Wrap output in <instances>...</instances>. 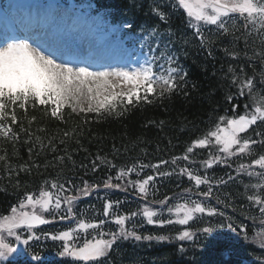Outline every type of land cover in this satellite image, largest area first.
I'll return each mask as SVG.
<instances>
[{"label": "snow or ice", "instance_id": "1", "mask_svg": "<svg viewBox=\"0 0 264 264\" xmlns=\"http://www.w3.org/2000/svg\"><path fill=\"white\" fill-rule=\"evenodd\" d=\"M166 7L169 10L166 11ZM180 10L185 16L183 22L185 28L191 31L190 37L184 32L177 35L179 30L173 31L170 26L171 15ZM150 11L161 24L169 26L161 30L160 25H156L145 30L147 34L143 37V41L148 42L151 39L152 42L148 43V50L143 53L144 59L134 61L136 66L131 64L122 67L96 65L91 57L68 54L55 37L47 39L40 35L39 27L34 30L36 33L34 35L22 33L5 36L0 41V136L7 139L18 138L12 125L3 123L9 116L12 124L17 122L14 112L10 114L6 111L9 102L12 105L19 104L21 109H25L29 102L33 106L36 104L46 106L52 117H59L66 107L73 113L102 114L107 112L111 114L116 110L115 101L117 100L121 103L126 102L127 105L139 102L151 103L153 98L162 99L177 89L182 90L187 80V72L173 53V46L178 41L187 45L190 40H195L198 42L199 49L206 50L208 56L211 57L214 42L205 34V30L211 32V26H214L216 33L226 35L229 31L226 22L233 16L243 18L245 29L251 28V32L260 36L261 43L264 44V0H152ZM123 28L131 29L132 25L124 24ZM225 51L228 52V49ZM229 55L236 58L237 54L231 52ZM256 55L260 57L264 65V50L255 52L254 56ZM227 72L231 75V83L237 88V95L248 96L249 103L244 105V111L240 112L238 105L232 104V115L219 116L214 124H210L200 136L191 140L181 156L172 157V165H177L178 161L187 162L186 166L179 167L178 173L175 167L168 172L159 170L161 166L169 164L167 160L147 165L137 161L131 166L120 168L116 179L133 187L145 203L135 211L119 214L113 213L111 209L114 206L118 207L120 202H113L105 197L103 215L110 220L95 218L88 220L84 218L82 212L75 228H68L57 234L45 233L46 239L50 236L52 241L62 242V250L58 251L60 257H70L73 261L82 262V264H113L110 256L113 251L117 256L120 255L121 249L118 245L123 241H165L169 239L194 241L197 233L207 235L212 232L211 226L197 229L196 232L188 227L196 214L206 212L203 203L191 199L192 188L175 194L173 199L183 202L174 205L168 204L170 198L167 196L160 201H148L147 197L158 176L179 174L186 175L190 182H194L197 190L201 185H209L208 191L198 193L199 196L207 198L212 192L213 179L207 175L208 170L216 164H227V161L234 157L252 156L257 144L264 145V132L256 133L257 136L262 137L260 140L247 136L253 126L264 123V94H262L264 90L254 91V77L247 76L243 67L238 73L236 68L229 65ZM261 83H264V74H262ZM119 84L127 86V90L113 91ZM226 99L232 101L235 96L229 95ZM85 100L87 101L86 107L84 106ZM65 135L67 136L68 133ZM197 148L210 149L207 158L200 161L204 175L199 173V169L193 167L196 161L192 160L191 156ZM0 160H6V157L0 156ZM97 160L100 164L109 163L106 158L99 156ZM99 166L94 162L92 170L96 171ZM111 166L115 167V165ZM253 166L264 169V154L252 159L251 164H238L235 168L236 177L229 175L227 180L219 178L216 180V185L225 184L240 174H247L250 178L256 177L260 179L259 184L244 185L246 192L249 187L258 189L254 194L248 195L247 199L257 205H264V196L260 194L264 191V172L253 171ZM144 168H151L154 175L139 179ZM21 170L24 169L21 168ZM132 173H135L138 179L125 181L124 178ZM48 184L49 182L45 181L41 185L38 195L34 192H26L18 206H11L10 214L0 215V262L8 261L14 253L27 254L32 261H39L40 255L33 254L28 246L30 241L39 239L34 232L36 226L50 222L45 218L46 213L55 218L63 207L65 214L60 215L59 219L71 222L77 219L73 207L76 201L89 196L92 191L121 188V183H113L110 176L102 184H89L88 181H84L82 188L68 189L57 181H51L49 189ZM73 191L75 194H72ZM154 205H159V207ZM207 211L210 216L217 214L216 209ZM259 211L264 216V207H260ZM165 212L170 217L167 220L163 219ZM219 215L223 216V213ZM136 216H142L150 225L177 224L183 226V230L178 231L175 237L143 235L138 233L134 227L127 226ZM227 220L228 229L237 235L243 233L241 238L245 242H254L255 236L252 238L248 236L246 225L239 226L238 230L231 217ZM108 222L115 225L114 231L102 230ZM220 227H225V225L222 224ZM21 230H24L26 238L22 236ZM90 230L91 238H89ZM13 240L24 245L25 248L18 251ZM259 246L264 249V237L260 238ZM178 251L183 254L184 249L180 248Z\"/></svg>", "mask_w": 264, "mask_h": 264}, {"label": "trees", "instance_id": "2", "mask_svg": "<svg viewBox=\"0 0 264 264\" xmlns=\"http://www.w3.org/2000/svg\"><path fill=\"white\" fill-rule=\"evenodd\" d=\"M177 22V19L170 18V25L176 26L173 27L174 31L179 30L177 34L186 31L183 25L178 27ZM221 40L219 36L212 38L214 44ZM250 40L244 33L232 30L224 37L223 45L218 46L220 50H215L213 46L211 57L206 54L199 56L198 53L192 55L188 77L182 90L177 89L171 95L154 99L151 103L126 105L122 113L78 115L64 109L59 117H52L45 106H33L29 102L25 109H21L19 104L12 105L9 102L6 111L10 114L14 112L17 122L12 124L9 116L4 123L12 125L18 138L7 139L0 136V156L6 157V160H0V211L8 212L23 192H37L45 181L49 182L48 188L51 181H57L65 188L74 189L82 188L84 181L89 184H102L109 176L112 177L113 183H121V188L92 191L89 196L82 197L73 205L77 219L66 222L77 223L82 212L88 220H110L103 215L105 197L113 202H120L119 206H114L111 211L122 208L123 203L128 206L123 214L135 211L145 201L133 187L116 179L120 168L131 166L137 161L145 165L155 164L153 162L182 150L192 138L203 133L210 124H214L226 110L232 115V104H237L240 112L244 111V105L249 103V99L247 95H237V88L231 83V75L227 72L229 65L236 68L238 73L243 67L247 76L254 77V91L261 92L264 71L258 63L261 61L260 57L254 56V53L264 50V47L256 44L253 46L248 42ZM225 49H228V52ZM231 52L237 54L236 58L229 55ZM229 95L235 96V99L228 101L226 97ZM251 129L247 136L256 140L262 139L256 133L264 132L263 125L258 123ZM260 154H264V145L257 144L254 154L245 156V164H251L252 159L258 158ZM98 156L106 158L109 163L100 164ZM94 162L100 165L96 171L92 170ZM159 170L162 172V167ZM171 170L172 168H168L167 172ZM176 172H179V168ZM153 174L150 168L139 179ZM124 179L134 181L138 177L132 173ZM235 179L237 180L215 185L211 192L212 196L221 197L235 208L234 214L222 218L225 221L231 217V220L237 222L239 215L246 209L245 196L239 188L250 177L244 174ZM188 183L190 181L186 175L158 176L149 190L147 200L160 201L166 196L173 198ZM72 194H75V191ZM167 216L165 212L163 219ZM208 218L217 221L214 216ZM208 218L193 220L188 227L195 231L202 223L203 227H206ZM138 224L142 227L141 222ZM144 226L147 231H140L138 228V233L155 236L169 231L165 224H157L150 230L154 226L145 220ZM177 227L179 230L183 229V226ZM151 242L155 243L156 240ZM190 246H193V243L187 244V247ZM204 246L211 253L209 260H221L218 251L225 247V243L212 245L205 242ZM175 253H178L175 248L171 252L162 253L158 259L163 263L160 261L159 264H171L172 255ZM141 256V251L132 246L121 249L119 256L115 254V260L118 264H138Z\"/></svg>", "mask_w": 264, "mask_h": 264}, {"label": "rangeland", "instance_id": "3", "mask_svg": "<svg viewBox=\"0 0 264 264\" xmlns=\"http://www.w3.org/2000/svg\"><path fill=\"white\" fill-rule=\"evenodd\" d=\"M80 45H77L75 42H73L72 40H66V46H65V51L66 53H77L80 49ZM118 88H122L123 91L127 90V86L123 85V84H119L116 88H114L115 90ZM84 106H87V101L85 100L84 102Z\"/></svg>", "mask_w": 264, "mask_h": 264}]
</instances>
